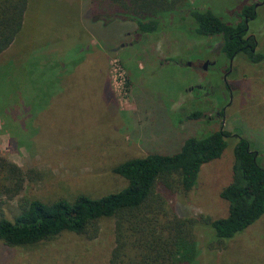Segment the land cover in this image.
<instances>
[{"label":"rangeland","instance_id":"rangeland-1","mask_svg":"<svg viewBox=\"0 0 264 264\" xmlns=\"http://www.w3.org/2000/svg\"><path fill=\"white\" fill-rule=\"evenodd\" d=\"M263 1L175 0L156 32L140 34L123 17L93 24L96 0H29L24 28L0 54V160L21 171L16 180L0 170V213L9 217L24 198L117 192L126 181L112 172L116 165L173 154L188 137L223 130L225 151L201 167L190 192L155 193L179 217H225L219 192L232 181L238 138L264 167V60L230 62L221 37L194 36L189 11L211 10L230 24L262 3L248 34L264 55ZM195 112L199 118L189 117ZM211 232L195 230L194 264H264V214L223 244ZM114 238L113 220H102L92 239L63 233L31 249L0 243V264H107Z\"/></svg>","mask_w":264,"mask_h":264},{"label":"trees","instance_id":"trees-1","mask_svg":"<svg viewBox=\"0 0 264 264\" xmlns=\"http://www.w3.org/2000/svg\"><path fill=\"white\" fill-rule=\"evenodd\" d=\"M90 10L95 25L118 17L136 24V32L158 30V18L176 10L175 0H96ZM29 0H0V54L22 31ZM254 5L246 6L241 20L227 23L211 10L189 11L192 30L198 38L221 37V53L228 59L244 55L252 64L264 60L257 42L248 34V22L256 17ZM189 117L199 118L195 112ZM228 132L219 130L201 138H186L173 154L154 152L116 165L112 172L126 181L121 190L98 198L79 194L72 200L43 202L21 199L9 217L0 213V243L10 248L31 249L63 233L92 239L102 220L114 222V246L107 264H194L197 257L195 230L212 231L214 242L223 244L245 230L264 214V167L257 163L247 140L233 146L232 181L219 192L228 205L227 215L213 219L199 214L179 217L166 205L158 187L184 194L197 183L201 167L221 157ZM16 180L21 171L0 160V170Z\"/></svg>","mask_w":264,"mask_h":264},{"label":"flooded vegetation","instance_id":"flooded-vegetation-1","mask_svg":"<svg viewBox=\"0 0 264 264\" xmlns=\"http://www.w3.org/2000/svg\"><path fill=\"white\" fill-rule=\"evenodd\" d=\"M263 3H264V1H263ZM260 4H262V3H260ZM260 4H255L254 5V11H253V13L254 14H256V9H257V7L260 5ZM251 21V20H250ZM245 23L247 24V26H248V20H247V17H245ZM233 59H230L229 61L231 62Z\"/></svg>","mask_w":264,"mask_h":264},{"label":"water","instance_id":"water-1","mask_svg":"<svg viewBox=\"0 0 264 264\" xmlns=\"http://www.w3.org/2000/svg\"><path fill=\"white\" fill-rule=\"evenodd\" d=\"M206 66H207V63H205V64L203 65V69H206Z\"/></svg>","mask_w":264,"mask_h":264},{"label":"crops","instance_id":"crops-1","mask_svg":"<svg viewBox=\"0 0 264 264\" xmlns=\"http://www.w3.org/2000/svg\"><path fill=\"white\" fill-rule=\"evenodd\" d=\"M23 28H24V24H23ZM23 28H22V29H23Z\"/></svg>","mask_w":264,"mask_h":264}]
</instances>
